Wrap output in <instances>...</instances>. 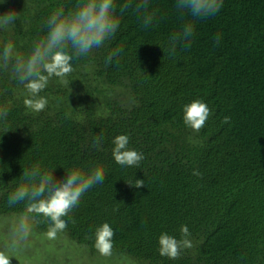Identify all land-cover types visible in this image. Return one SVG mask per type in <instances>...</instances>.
I'll use <instances>...</instances> for the list:
<instances>
[{
  "label": "trees",
  "instance_id": "obj_1",
  "mask_svg": "<svg viewBox=\"0 0 264 264\" xmlns=\"http://www.w3.org/2000/svg\"><path fill=\"white\" fill-rule=\"evenodd\" d=\"M74 2L0 0V14L18 13L0 29V47L12 41L27 54L54 8ZM175 5L149 0L157 19L147 28L131 11L120 16L113 39L73 60L66 84L49 79L41 111L26 106L31 94L0 71V106L9 110L0 120V217L24 210L7 205L23 169L39 164L61 179L74 166H101L104 182L84 193L64 218L75 223L61 231L91 253L99 252L95 230L108 223L112 252L136 264H264V0H223L216 15L193 21L191 46L170 56L169 37L192 19ZM194 100L212 111L199 131L183 119ZM119 135L143 154L139 166L115 162ZM38 219L35 231L47 232ZM182 225L192 247L177 259L161 256L160 235L181 240Z\"/></svg>",
  "mask_w": 264,
  "mask_h": 264
},
{
  "label": "clouds",
  "instance_id": "obj_2",
  "mask_svg": "<svg viewBox=\"0 0 264 264\" xmlns=\"http://www.w3.org/2000/svg\"><path fill=\"white\" fill-rule=\"evenodd\" d=\"M223 6V0H176V10L181 18L187 14L192 19L185 22L179 31L171 34L165 51L175 55L177 48L186 49L192 44L195 34L193 21L216 15ZM133 12L147 28L157 19L156 11H149V0H124L117 5L116 0H75L71 6L59 4L44 21V34L33 41L27 54L17 52L12 41L0 47V71L10 72L14 80L23 85L31 94L24 100L26 106L36 111L45 108L48 101L39 96L52 76L67 83L66 77L73 71V60L87 58L94 49L104 46L106 41L113 39L120 26V16ZM119 13V15H118ZM18 17L15 10L0 14V29L14 24ZM220 34L215 37L219 44ZM123 49L111 52L105 60L110 64L113 58ZM8 107L0 106V120H6ZM184 123L195 131H199L206 123L212 111L201 100H194L184 106ZM229 117L224 118L228 123ZM102 137L96 135L93 146L98 147ZM115 147L112 155L117 164L122 166H139L144 159L142 153L130 149L129 137L119 135L113 140ZM194 176L202 177V173L194 170ZM105 179L103 167L94 166L88 170L74 166L65 176L58 179L54 171H49L39 164L25 168L7 199L8 207L23 204L20 212L10 226V247L16 249L29 240L34 227L41 223L43 217L48 222L47 236L55 238L58 232L65 230L69 221V213L78 206L81 197L96 184H102ZM135 187H144L143 180H135ZM182 239L177 240L167 233L159 237V253L169 259H177L183 248L192 247L188 239L190 232L186 225L181 226ZM114 236L108 223L95 230V248L105 256L112 253ZM11 258L6 251L0 250V264H11Z\"/></svg>",
  "mask_w": 264,
  "mask_h": 264
},
{
  "label": "rangeland",
  "instance_id": "obj_3",
  "mask_svg": "<svg viewBox=\"0 0 264 264\" xmlns=\"http://www.w3.org/2000/svg\"><path fill=\"white\" fill-rule=\"evenodd\" d=\"M18 214L0 217V250L10 256L11 264H136L130 258L116 255L105 256L100 252L91 253L86 246L79 245L67 234L58 232L55 238L47 232L33 229L26 244L13 249L10 247V226Z\"/></svg>",
  "mask_w": 264,
  "mask_h": 264
}]
</instances>
